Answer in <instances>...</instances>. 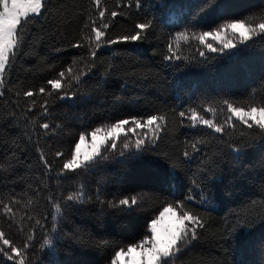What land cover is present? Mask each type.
<instances>
[{
    "label": "trees",
    "instance_id": "1",
    "mask_svg": "<svg viewBox=\"0 0 264 264\" xmlns=\"http://www.w3.org/2000/svg\"><path fill=\"white\" fill-rule=\"evenodd\" d=\"M206 2L141 0L138 10L134 0L131 8L118 6L127 5L128 0H102L109 11L123 13L110 18V37L130 33L145 18L153 21V27L147 39L101 47L92 74L83 77L81 85H73V91L79 87L75 100L49 99L50 116L40 114L39 103L28 112L30 100L15 93L47 87V80L55 78L74 57H87V48L70 45L80 39L91 0H50L48 10L27 26L21 55L8 74L6 94L0 97V162L7 169L0 171V198L7 201L13 190L31 195V185L40 190L39 203L27 205V198L21 197L23 203L15 206L18 217L26 213L33 217L25 216L23 231L16 224L9 225L0 206V227L17 244L35 229L28 249L30 264H111L119 248L139 241L162 208L177 199H185L207 221L200 239L184 250L177 264H264V133L237 123L234 130L226 128L220 136L203 126L188 127L186 119L182 125L175 115L195 108L211 117L204 109L212 106L218 109L217 121L223 122L227 112L221 111L222 101L243 106L251 99H264V39L254 38L249 41L251 46L237 45L231 53L206 52L207 59L197 51L203 45L193 40L182 45L181 60L164 59L168 43L178 32L207 31L222 18L259 15L264 13V0H210L216 7L201 11ZM58 48L63 50L58 52ZM49 65L55 67L49 69ZM165 113L166 130L154 147L135 158L123 164L105 162L94 174L68 173L75 177L71 180L56 175L81 131L108 120ZM25 117L35 121L27 130ZM42 122H49L48 133L39 127ZM57 124L61 127L55 128ZM37 139L52 164L50 173L46 174L39 159ZM197 139L208 143L200 145L201 151L192 159H185V142ZM229 145L241 148L239 160ZM56 151H63L64 157L56 158ZM81 184L92 199L78 206L82 211L65 212L68 220L60 226L77 237L59 240L54 255L41 250L44 232L35 219L50 227L54 213L45 197L50 194L62 200ZM137 193L145 198L132 209H102L96 199L97 194L101 199H118ZM188 195L196 200L187 201ZM201 196L207 197L203 203L198 202ZM45 215L49 216L46 221ZM0 264L13 262L0 256Z\"/></svg>",
    "mask_w": 264,
    "mask_h": 264
},
{
    "label": "snow or ice",
    "instance_id": "2",
    "mask_svg": "<svg viewBox=\"0 0 264 264\" xmlns=\"http://www.w3.org/2000/svg\"><path fill=\"white\" fill-rule=\"evenodd\" d=\"M50 0H0V97L6 94V84L8 83V74L12 72L17 58L21 55L24 44V34L27 26L37 20L49 8ZM119 7H133V0H128L127 5L119 4ZM134 6L139 10L142 6L141 0H134ZM210 0L201 6V11L209 8H215ZM122 12L109 11L102 0H91L90 14L81 28L80 39L72 43V48H87V57L80 55L74 57L71 63L63 70L58 71L55 78L48 79L47 87L38 89L28 88L15 93L16 97L23 96L30 100L27 111L31 112L39 103L41 115L50 116L49 99L56 97L60 100H75L79 87L74 91L73 85H81L83 77L90 76L92 70L96 67L97 52L101 47H111L115 44L138 42L147 39L148 30L152 29L153 21L145 18L142 22L135 24V28L128 34H122L110 37L108 29L111 27V19ZM254 38L264 39V13L259 15H250L242 19H223L217 23L214 28L207 31L189 32L187 30L178 32L167 45V55L164 59L169 62L179 61L182 58V45H189L193 40L203 45V50L197 48L199 56L207 59L206 52L224 54L226 51L231 53L237 48V45H249V41ZM63 49L58 48L57 51ZM83 67H79V65ZM49 69L55 65H49ZM108 70H111L109 65ZM16 87H19L18 85ZM40 98L39 100L37 98ZM121 97H115L119 102ZM224 106L221 111L227 112V117L223 122L216 119L217 108L209 106L204 112L211 113L207 117L197 109L192 108L186 111H179L175 115L183 121H189L188 127L196 128L203 126L211 130V133L226 134V128L234 130L236 124L246 126L247 129H258L264 133V99L257 101L251 99L243 106H238L228 100L222 101ZM15 117L16 113H11ZM25 129L29 124H34V119L25 117ZM39 127L46 133L50 130L49 122H42ZM59 124L55 128H60ZM55 128L52 131H55ZM167 128V114H153L147 117L131 116L117 120H108L101 124L79 133L77 141L71 148L70 155L64 160L61 169L56 173L65 180L75 179L68 173H75L77 176L85 173H93L98 165L105 162L117 160L123 164L127 159L135 158L144 151L154 147L160 139V133ZM35 132V128H32ZM209 133V135L211 134ZM28 135L27 131L25 133ZM31 142L32 136L28 135ZM223 142V141H221ZM37 145L39 159L43 163L46 174L52 171V164L45 156L43 149L39 148V140L34 142ZM204 139H197L191 142H185L186 147L183 150L185 159H192L195 153L201 151L200 145L207 144ZM119 145V147H118ZM87 146V151H84ZM231 151L235 154L234 159L239 160L241 148L235 145H229ZM189 148L191 151H189ZM55 157H64L63 151H56ZM125 158V159H118ZM3 162H0V171H6ZM206 178V177H205ZM195 183V181H194ZM45 187L47 185L45 184ZM33 194L23 191L19 194L9 195L7 201L0 198L2 212L11 226L16 224L20 231H23V221L25 216L28 220L33 217L27 213L17 216L19 211L15 206L23 203L21 197H26V204H38L37 199L39 189H32ZM144 194L137 193L120 198L101 199L97 194L101 208L105 206L108 209H132L142 202ZM47 204L51 206L54 213L51 214L52 224L50 227L42 223L41 219H35V224L44 232L41 250H48L50 254L56 253V243L67 237L75 239L77 233L64 232L61 225L66 223L68 217L65 212L82 211L78 206L90 202L92 197L87 196L84 191V185H80L76 191H70L62 200H56L52 195L45 197ZM187 201L196 200V197L188 195ZM207 197L201 196L199 203H203ZM43 219H49L45 215ZM2 223V221H0ZM207 221L203 215L189 208L185 199H177L174 203L166 204L159 214L151 221L145 234L139 241L129 244L126 247L119 248L111 261V264H177L181 254L194 241L200 239V235L206 228ZM239 225H237L238 227ZM59 229V234L58 233ZM35 238V229H30L23 243L17 244L9 238V233L0 227V256L12 261L13 264H30L28 249L32 247V241Z\"/></svg>",
    "mask_w": 264,
    "mask_h": 264
},
{
    "label": "rangeland",
    "instance_id": "3",
    "mask_svg": "<svg viewBox=\"0 0 264 264\" xmlns=\"http://www.w3.org/2000/svg\"><path fill=\"white\" fill-rule=\"evenodd\" d=\"M88 149H87V146H85V148H84V151H87Z\"/></svg>",
    "mask_w": 264,
    "mask_h": 264
}]
</instances>
